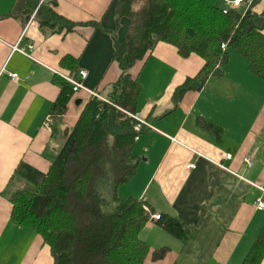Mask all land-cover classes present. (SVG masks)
<instances>
[{
	"label": "crops",
	"instance_id": "1",
	"mask_svg": "<svg viewBox=\"0 0 264 264\" xmlns=\"http://www.w3.org/2000/svg\"><path fill=\"white\" fill-rule=\"evenodd\" d=\"M31 1L0 0V264H53L50 246L33 229L12 221V204L1 193L21 161L48 171L44 152L60 148L92 97L72 90L64 113L53 115L61 91L55 77L62 78L55 71L86 70L83 85L104 98L121 74L113 58L114 37L122 41L131 25L128 17L117 25L116 0H36L31 12L20 11ZM231 1L224 0L226 7ZM42 4L80 24L69 32L42 26L37 13ZM251 9L262 13L264 0ZM29 42L33 58L12 49ZM67 56L75 61L64 66ZM204 65L200 55L183 57L176 46L159 41L131 70L140 85L135 115L147 125L133 150L140 159L136 175L120 195L142 198L152 212L194 225L179 238L150 217L140 232L150 247L143 264H243L264 230V208L256 207L264 200V79L230 50L221 76L210 75L201 88L175 100L177 88ZM13 72L17 80H11ZM245 156L252 157L250 165ZM191 163L195 168L188 167ZM162 247L164 257L154 260Z\"/></svg>",
	"mask_w": 264,
	"mask_h": 264
},
{
	"label": "trees",
	"instance_id": "2",
	"mask_svg": "<svg viewBox=\"0 0 264 264\" xmlns=\"http://www.w3.org/2000/svg\"><path fill=\"white\" fill-rule=\"evenodd\" d=\"M140 1L116 0L117 25L122 17L131 25L122 41L114 37L113 58L121 74L111 91L105 99L91 97L60 148L44 152L48 171L21 161L1 193L12 204V221L33 229L50 246L53 264L144 263L150 247L140 232L150 219L147 202L122 197L120 189L136 175L140 159L133 150L143 128L136 130L139 121L132 116L138 113L140 85L131 70L159 41L173 44L183 57L196 53L205 60L200 73L177 88L175 100L201 88L210 75L221 76L230 50L246 58L252 74L264 79V11L251 9L258 0L245 12L226 7L224 0H142L136 7ZM37 4L28 2L20 11L31 12ZM37 13L42 26L52 31L69 32L80 24L44 4ZM62 60L65 66L74 58ZM55 78L61 91L53 115L64 113L73 93L67 81ZM158 221L179 238L194 227L169 215L161 214ZM166 251L156 249L153 259L163 258ZM263 255L264 230L243 264H259Z\"/></svg>",
	"mask_w": 264,
	"mask_h": 264
},
{
	"label": "built area",
	"instance_id": "3",
	"mask_svg": "<svg viewBox=\"0 0 264 264\" xmlns=\"http://www.w3.org/2000/svg\"><path fill=\"white\" fill-rule=\"evenodd\" d=\"M252 1L253 0H233V1H231L229 3V7H233V8L239 7L242 4H244V3H251ZM225 12H227V11H225ZM223 47H225V45ZM12 49L14 51H18V52H20L22 54H25V55H28V56L32 57L34 44L32 42H29L26 45L14 44L12 46ZM55 73H57V75L61 76L64 80H66L72 86L73 92H78L80 90H85L92 97H99L101 99H104L97 92H95L93 90H89L83 85L82 80L88 74V72L86 70L80 69V70H78V72L76 74H73V75L64 74V73L59 72V71H55ZM9 75L11 77V80H17L19 78V75L17 73H14V72L10 73ZM132 116L139 121V124L136 126V130L137 131H140V128H141L142 124L143 125L144 124L147 125V123L144 120L140 119L137 115L132 114ZM53 124H54L53 116L51 114H49L47 116V118H46V126H47V128L51 129ZM137 138L138 137H136V139ZM227 157L230 158L231 155H227ZM244 162H246L247 164L250 165L252 163V157L251 156H245L244 157ZM195 166H196L195 163H191V164L188 165L189 168H195ZM256 207L258 209H263L264 208V200L263 199L258 200V202L256 203ZM144 208L150 214L151 218L156 219V220H159L161 218V214L152 212L151 209L147 205H145Z\"/></svg>",
	"mask_w": 264,
	"mask_h": 264
},
{
	"label": "rangeland",
	"instance_id": "4",
	"mask_svg": "<svg viewBox=\"0 0 264 264\" xmlns=\"http://www.w3.org/2000/svg\"><path fill=\"white\" fill-rule=\"evenodd\" d=\"M142 1V0H141ZM141 1L136 5V7L140 6L141 5Z\"/></svg>",
	"mask_w": 264,
	"mask_h": 264
}]
</instances>
